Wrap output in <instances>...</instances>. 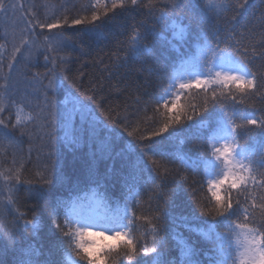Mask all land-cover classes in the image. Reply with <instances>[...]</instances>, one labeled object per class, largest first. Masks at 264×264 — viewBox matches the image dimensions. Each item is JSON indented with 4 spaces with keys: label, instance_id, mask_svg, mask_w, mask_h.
<instances>
[{
    "label": "snow or ice",
    "instance_id": "obj_1",
    "mask_svg": "<svg viewBox=\"0 0 264 264\" xmlns=\"http://www.w3.org/2000/svg\"><path fill=\"white\" fill-rule=\"evenodd\" d=\"M250 7L89 0L70 18L0 0V264H264V105L251 103L264 101V32ZM118 36L105 71L131 116L67 74L72 52ZM34 141L44 161L25 179Z\"/></svg>",
    "mask_w": 264,
    "mask_h": 264
},
{
    "label": "trees",
    "instance_id": "obj_2",
    "mask_svg": "<svg viewBox=\"0 0 264 264\" xmlns=\"http://www.w3.org/2000/svg\"><path fill=\"white\" fill-rule=\"evenodd\" d=\"M23 3H35L37 5H41L44 3H47L49 5H54L56 8H59L60 5H66L69 9L68 15L69 17H74L80 12V8L83 5H86L89 0H22ZM252 7L248 10V18L252 23L249 25L250 28L255 27L256 32L252 35L256 38H258L261 34V32H264V30H261L259 25L260 21L259 19H253V14L256 18H259L261 15V4L260 0H250ZM75 5V7H73ZM41 18H43L44 13L49 12V9H39ZM231 15V14H229ZM3 27H7L9 32H11V25H5L3 18H0V29ZM243 31V29H241ZM68 35H71V32L68 33ZM124 36H118L113 37L111 39V43H108L107 46H105L103 43H96L91 42L90 47H86L87 54L81 55L79 51L72 52V56L75 60L74 63L68 65L71 70L67 73L70 77H72L76 83L77 86H80L82 84V90L87 91L90 87H95L96 90L99 92L100 96L105 98L108 101V104H111L113 106L115 105H122L127 106L128 114L131 116V114L135 111V108L131 106L130 101L128 100V93H124L121 95V91L125 87L123 83H121L122 76H115L112 78L108 77V73L105 71V67L107 64L111 63V61L114 59V57L111 56V53L116 51L117 48V40H124ZM249 39H252V36L249 37ZM0 43H4L3 40H0ZM245 43H248L246 40ZM7 48L9 51L11 50V44L9 43L7 45ZM122 55V53H120ZM104 61L101 63V61ZM261 64H264V62H257L255 67H252L253 71H257L261 67ZM20 70L24 71L25 66L22 64L20 65ZM7 69H4V72H6ZM31 71H40L43 73L45 71L43 65L41 64L38 68L31 69ZM151 91V89H150ZM59 99H64L63 96H58ZM197 102L196 100H193L191 97H182L181 103H187V102ZM251 103L255 104L256 107H261L264 105V101H261L259 99H255L251 101ZM107 107V104L105 105ZM149 116H151V113H148ZM25 151L27 152L29 145L25 143L23 145ZM9 153L14 152V149H9ZM46 150L41 148V142L40 141H34L31 146V157L29 158L27 155H25L22 159V162L25 165V172H24V178L29 179L33 178L35 176V173L39 170L41 164L44 161V152ZM12 159L11 155L0 157V163H2V166L12 167L8 161ZM70 160L71 157H68ZM16 166H19L17 164ZM3 182L0 181V184ZM6 195V193H4ZM257 196L264 195V190H257L256 191ZM185 199H191V194H185ZM146 212V209H145ZM11 219V217H9ZM196 237L193 236V239ZM2 259L4 260V264H12V254L9 253L6 256H3ZM117 264H120V261H117Z\"/></svg>",
    "mask_w": 264,
    "mask_h": 264
}]
</instances>
